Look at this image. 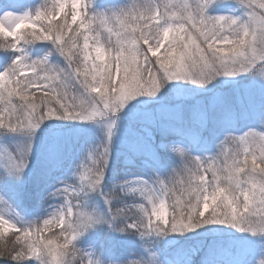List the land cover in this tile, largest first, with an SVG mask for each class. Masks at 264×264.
<instances>
[{
	"label": "snow or ice",
	"instance_id": "1",
	"mask_svg": "<svg viewBox=\"0 0 264 264\" xmlns=\"http://www.w3.org/2000/svg\"><path fill=\"white\" fill-rule=\"evenodd\" d=\"M0 264H264V0L0 3Z\"/></svg>",
	"mask_w": 264,
	"mask_h": 264
},
{
	"label": "trees",
	"instance_id": "2",
	"mask_svg": "<svg viewBox=\"0 0 264 264\" xmlns=\"http://www.w3.org/2000/svg\"><path fill=\"white\" fill-rule=\"evenodd\" d=\"M6 2V0H0V3H5Z\"/></svg>",
	"mask_w": 264,
	"mask_h": 264
},
{
	"label": "rangeland",
	"instance_id": "3",
	"mask_svg": "<svg viewBox=\"0 0 264 264\" xmlns=\"http://www.w3.org/2000/svg\"><path fill=\"white\" fill-rule=\"evenodd\" d=\"M0 244H3V240H0Z\"/></svg>",
	"mask_w": 264,
	"mask_h": 264
}]
</instances>
